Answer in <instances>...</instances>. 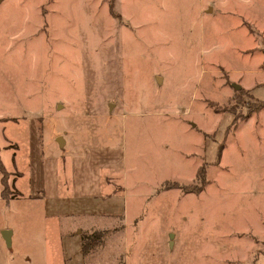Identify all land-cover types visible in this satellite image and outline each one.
I'll list each match as a JSON object with an SVG mask.
<instances>
[{"label":"rangeland","instance_id":"rangeland-1","mask_svg":"<svg viewBox=\"0 0 264 264\" xmlns=\"http://www.w3.org/2000/svg\"><path fill=\"white\" fill-rule=\"evenodd\" d=\"M260 100L264 0H0V264L51 238L16 194L61 153L79 173L117 163L100 264H264Z\"/></svg>","mask_w":264,"mask_h":264},{"label":"crops","instance_id":"crops-1","mask_svg":"<svg viewBox=\"0 0 264 264\" xmlns=\"http://www.w3.org/2000/svg\"><path fill=\"white\" fill-rule=\"evenodd\" d=\"M59 145L64 149L61 143ZM59 156L60 158H56L57 169L51 180L50 178L46 180L43 172L39 181L33 179L29 182L32 193H24L17 189L16 196L41 199V215L38 217L46 226L52 224L51 238L47 240L42 234L44 242L40 243L43 246L34 251L31 262L32 264H100L97 259L103 256V252H97L95 245L102 244L104 240L106 242L100 231L107 236V231L113 227L112 223L124 218L123 189L118 183V177L111 174L112 167L117 166V163H111L112 166L105 165L106 175L103 171L99 173V168L79 173L77 170L74 171L72 154L68 159L65 153ZM64 167H67V171ZM9 199H13V196ZM113 203L117 206L113 207ZM120 225L121 228L115 229L112 235L123 233L125 225L121 222ZM1 229L6 236L12 233L10 227L5 226ZM94 231L99 232L101 241L84 252L82 235ZM127 254L126 249L122 253L113 254V262L128 264L125 259ZM2 264L7 263L4 261Z\"/></svg>","mask_w":264,"mask_h":264},{"label":"trees","instance_id":"trees-1","mask_svg":"<svg viewBox=\"0 0 264 264\" xmlns=\"http://www.w3.org/2000/svg\"><path fill=\"white\" fill-rule=\"evenodd\" d=\"M110 9L111 6L109 5ZM264 107V101L260 100L258 102V104L253 107V108H249L250 111L253 110H258L259 108ZM202 171V173H204L203 169H200ZM201 182H204V174H202L201 178H200ZM175 181H171V183L168 184V186L166 185L165 187H171V186H177L175 185ZM195 190V192H199V190H201L200 186H196L193 188ZM2 196L7 200L8 198L12 197V193L7 191V189L5 188V186H3L2 188ZM83 236V243H82V250L85 252L86 250H88L91 246H93L96 243H99L101 241V235L99 234V232L94 231V233L88 234V235H82Z\"/></svg>","mask_w":264,"mask_h":264}]
</instances>
